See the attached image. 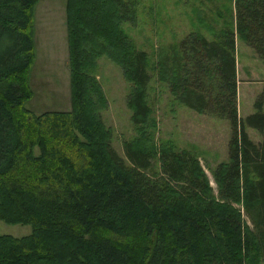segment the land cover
Returning a JSON list of instances; mask_svg holds the SVG:
<instances>
[{
  "label": "trees",
  "instance_id": "16d2710c",
  "mask_svg": "<svg viewBox=\"0 0 264 264\" xmlns=\"http://www.w3.org/2000/svg\"><path fill=\"white\" fill-rule=\"evenodd\" d=\"M198 1L216 3V17L195 9L194 30L152 55L125 29L140 0H67L71 108L37 113L26 103L39 0H0V218L32 226L0 232V264H263L264 91L240 117L237 41L264 59V0ZM103 56L130 83L126 158L102 117ZM153 72L173 102L231 121L217 189L195 150L158 141ZM49 140L70 149L51 151Z\"/></svg>",
  "mask_w": 264,
  "mask_h": 264
},
{
  "label": "rangeland",
  "instance_id": "374dc122",
  "mask_svg": "<svg viewBox=\"0 0 264 264\" xmlns=\"http://www.w3.org/2000/svg\"><path fill=\"white\" fill-rule=\"evenodd\" d=\"M66 1L39 0L35 9L36 57L30 72L34 93L26 105L37 113L71 108ZM199 7L210 20L216 17V3L201 6L198 0H140L137 22L125 24V29L139 48L153 55L160 46L178 42L194 30L195 15L199 12L195 9ZM153 73L151 101L159 118L158 141L171 139L179 147L195 150L211 184L217 189L213 170L220 161L229 158V142L233 134L231 121L173 102L168 88ZM237 74L239 116L245 118L256 112V101L264 91V59L241 39L237 41ZM95 75L101 80L108 98L102 117L113 131L112 146L126 158L124 140L136 133L132 112L126 102L130 83L125 80L121 67L105 56L97 61ZM246 130L254 137L262 135L251 126ZM48 144L49 150L51 144L56 149H70L67 143L61 145L49 140ZM39 149L35 146L36 153ZM246 219L252 224L247 215ZM31 231V224H13L0 218L1 233L20 237Z\"/></svg>",
  "mask_w": 264,
  "mask_h": 264
},
{
  "label": "crops",
  "instance_id": "0c3cea01",
  "mask_svg": "<svg viewBox=\"0 0 264 264\" xmlns=\"http://www.w3.org/2000/svg\"><path fill=\"white\" fill-rule=\"evenodd\" d=\"M238 84H239V80H238ZM253 130H257L256 128H253V127H251ZM248 131V130H247ZM248 134L250 135V137L252 138V139H254L255 141H260L261 139H262V135H260V136H253V135H251L250 133H249V131H248Z\"/></svg>",
  "mask_w": 264,
  "mask_h": 264
}]
</instances>
